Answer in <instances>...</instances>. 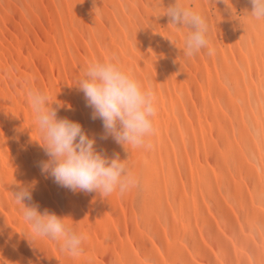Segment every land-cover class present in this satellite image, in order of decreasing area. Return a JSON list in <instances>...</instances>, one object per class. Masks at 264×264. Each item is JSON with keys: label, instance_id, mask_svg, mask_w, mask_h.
I'll list each match as a JSON object with an SVG mask.
<instances>
[{"label": "bare ground", "instance_id": "obj_1", "mask_svg": "<svg viewBox=\"0 0 264 264\" xmlns=\"http://www.w3.org/2000/svg\"><path fill=\"white\" fill-rule=\"evenodd\" d=\"M171 2L0 0V264H264V24L249 0H232L239 18L224 0H187L209 27L208 47L188 57V30L161 15ZM112 58L155 97L145 146L104 139L73 85ZM27 86L63 101L58 116L128 159L137 184L104 198L42 173ZM33 181L32 202L86 234L80 255L24 237L13 183Z\"/></svg>", "mask_w": 264, "mask_h": 264}, {"label": "clouds", "instance_id": "obj_2", "mask_svg": "<svg viewBox=\"0 0 264 264\" xmlns=\"http://www.w3.org/2000/svg\"><path fill=\"white\" fill-rule=\"evenodd\" d=\"M249 2L251 10H245L248 16L264 24V0ZM224 3L233 13L232 0ZM161 15L169 17L167 25L188 30L181 49L184 55L192 57L208 47L207 19L187 0H172ZM233 15L239 18L237 11ZM73 85L83 93L92 109V118L102 121L104 139L111 137L125 149L145 146L154 132L155 97L118 60L90 62ZM25 95L41 141L30 138L38 142L47 156L40 162L41 172L57 185L73 192H95L106 198L117 191L124 194L137 184L128 159H121L119 154L109 157L97 150L96 137L89 135L79 121L58 116L63 101L51 99L46 91L34 86H27ZM13 184L16 190L12 194L27 228L24 237L33 246L36 240L45 239L58 243L73 257L80 255L87 236L72 227L67 219L70 216L48 209L42 211L38 203L32 202L35 181L29 185Z\"/></svg>", "mask_w": 264, "mask_h": 264}]
</instances>
